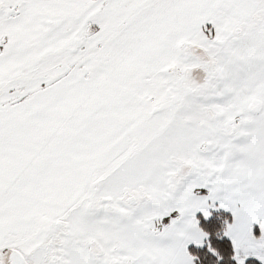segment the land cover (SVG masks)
Segmentation results:
<instances>
[{
	"label": "snow or ice",
	"instance_id": "obj_1",
	"mask_svg": "<svg viewBox=\"0 0 264 264\" xmlns=\"http://www.w3.org/2000/svg\"><path fill=\"white\" fill-rule=\"evenodd\" d=\"M264 264V0H0V264Z\"/></svg>",
	"mask_w": 264,
	"mask_h": 264
},
{
	"label": "trees",
	"instance_id": "obj_2",
	"mask_svg": "<svg viewBox=\"0 0 264 264\" xmlns=\"http://www.w3.org/2000/svg\"><path fill=\"white\" fill-rule=\"evenodd\" d=\"M256 264H259V262L257 261Z\"/></svg>",
	"mask_w": 264,
	"mask_h": 264
}]
</instances>
